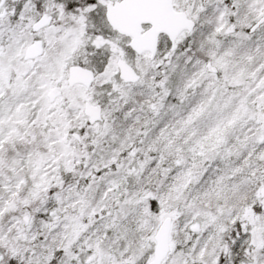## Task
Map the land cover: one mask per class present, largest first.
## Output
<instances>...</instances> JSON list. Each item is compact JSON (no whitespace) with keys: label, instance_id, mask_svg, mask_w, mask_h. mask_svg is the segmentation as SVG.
Returning a JSON list of instances; mask_svg holds the SVG:
<instances>
[{"label":"snow or ice","instance_id":"1","mask_svg":"<svg viewBox=\"0 0 264 264\" xmlns=\"http://www.w3.org/2000/svg\"><path fill=\"white\" fill-rule=\"evenodd\" d=\"M0 264H264V0H0Z\"/></svg>","mask_w":264,"mask_h":264}]
</instances>
